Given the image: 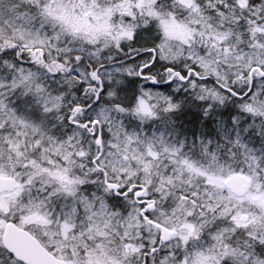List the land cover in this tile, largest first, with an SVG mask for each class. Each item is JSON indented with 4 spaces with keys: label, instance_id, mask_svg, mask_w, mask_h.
Here are the masks:
<instances>
[{
    "label": "snow or ice",
    "instance_id": "6c2138e0",
    "mask_svg": "<svg viewBox=\"0 0 264 264\" xmlns=\"http://www.w3.org/2000/svg\"><path fill=\"white\" fill-rule=\"evenodd\" d=\"M0 264H264V0H0Z\"/></svg>",
    "mask_w": 264,
    "mask_h": 264
}]
</instances>
